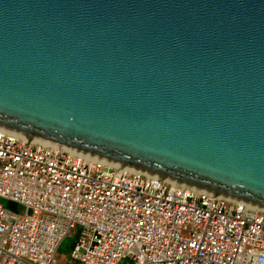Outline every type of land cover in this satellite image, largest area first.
<instances>
[{"label":"water","instance_id":"water-1","mask_svg":"<svg viewBox=\"0 0 264 264\" xmlns=\"http://www.w3.org/2000/svg\"><path fill=\"white\" fill-rule=\"evenodd\" d=\"M0 133L264 212V0H0Z\"/></svg>","mask_w":264,"mask_h":264},{"label":"built area","instance_id":"built-area-1","mask_svg":"<svg viewBox=\"0 0 264 264\" xmlns=\"http://www.w3.org/2000/svg\"><path fill=\"white\" fill-rule=\"evenodd\" d=\"M0 199V264H264V212L3 133Z\"/></svg>","mask_w":264,"mask_h":264},{"label":"rangeland","instance_id":"rangeland-1","mask_svg":"<svg viewBox=\"0 0 264 264\" xmlns=\"http://www.w3.org/2000/svg\"><path fill=\"white\" fill-rule=\"evenodd\" d=\"M0 204L4 208L11 209L13 205L8 204L4 200L0 199ZM75 242V233H72L70 237H66L60 244L57 250V263L58 264H75L71 261L70 254L72 250L73 243ZM72 262V263H71Z\"/></svg>","mask_w":264,"mask_h":264}]
</instances>
